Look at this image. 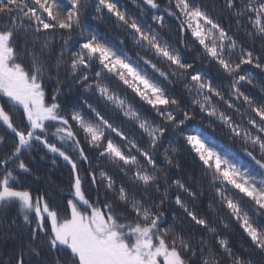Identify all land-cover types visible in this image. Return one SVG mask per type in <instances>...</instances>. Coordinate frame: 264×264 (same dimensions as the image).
<instances>
[{"label": "snow or ice", "instance_id": "1", "mask_svg": "<svg viewBox=\"0 0 264 264\" xmlns=\"http://www.w3.org/2000/svg\"><path fill=\"white\" fill-rule=\"evenodd\" d=\"M0 264H264V0H0Z\"/></svg>", "mask_w": 264, "mask_h": 264}, {"label": "trees", "instance_id": "2", "mask_svg": "<svg viewBox=\"0 0 264 264\" xmlns=\"http://www.w3.org/2000/svg\"><path fill=\"white\" fill-rule=\"evenodd\" d=\"M41 175H44L49 167L50 164H41ZM51 180L56 182V183H60L61 181H66L67 179V167L65 165H63L62 163L59 164V167H57L55 170H53L51 172ZM45 185V181L41 180L40 181V187L41 190H43V186Z\"/></svg>", "mask_w": 264, "mask_h": 264}]
</instances>
